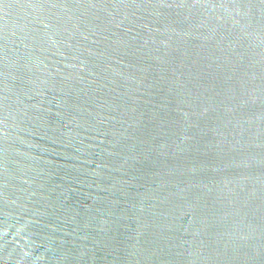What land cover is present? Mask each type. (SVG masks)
<instances>
[{
	"label": "water",
	"instance_id": "obj_1",
	"mask_svg": "<svg viewBox=\"0 0 264 264\" xmlns=\"http://www.w3.org/2000/svg\"><path fill=\"white\" fill-rule=\"evenodd\" d=\"M0 264H264V0H0Z\"/></svg>",
	"mask_w": 264,
	"mask_h": 264
}]
</instances>
